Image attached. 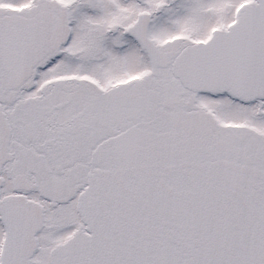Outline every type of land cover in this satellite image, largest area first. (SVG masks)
Listing matches in <instances>:
<instances>
[{"label":"snow or ice","instance_id":"6c2138e0","mask_svg":"<svg viewBox=\"0 0 264 264\" xmlns=\"http://www.w3.org/2000/svg\"><path fill=\"white\" fill-rule=\"evenodd\" d=\"M0 264H264V0H0Z\"/></svg>","mask_w":264,"mask_h":264}]
</instances>
